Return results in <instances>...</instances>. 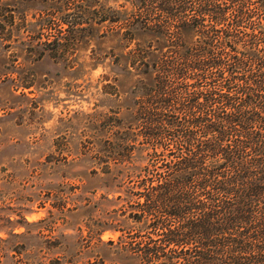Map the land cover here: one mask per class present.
<instances>
[{"label":"rangeland","instance_id":"obj_1","mask_svg":"<svg viewBox=\"0 0 264 264\" xmlns=\"http://www.w3.org/2000/svg\"><path fill=\"white\" fill-rule=\"evenodd\" d=\"M136 2L0 0V264H167L132 251L153 234L90 156L136 131L133 57L170 53Z\"/></svg>","mask_w":264,"mask_h":264},{"label":"trees","instance_id":"obj_2","mask_svg":"<svg viewBox=\"0 0 264 264\" xmlns=\"http://www.w3.org/2000/svg\"><path fill=\"white\" fill-rule=\"evenodd\" d=\"M136 5L170 53L133 57L152 69L136 131L126 124L90 154L153 234L132 251L167 264H264V0Z\"/></svg>","mask_w":264,"mask_h":264}]
</instances>
